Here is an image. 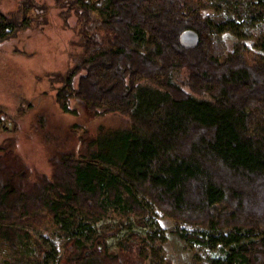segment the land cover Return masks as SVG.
Instances as JSON below:
<instances>
[{
	"label": "trees",
	"instance_id": "16d2710c",
	"mask_svg": "<svg viewBox=\"0 0 264 264\" xmlns=\"http://www.w3.org/2000/svg\"><path fill=\"white\" fill-rule=\"evenodd\" d=\"M31 3L23 2L20 16L0 11V42L23 26ZM54 3L64 24L75 16L81 48L77 62L56 74L57 107L75 115L69 102L77 99L93 115L117 113L125 124L82 139L77 150L54 151L48 174L23 163L13 135L0 142V237L12 245L27 235L24 227L50 220L79 227L78 217L97 222L108 207L141 220L142 194L225 247L211 264H264V31L253 45L259 52L241 44L229 51L212 34L213 25L224 28L204 16V0ZM256 4L247 9L260 14ZM185 29L199 36L193 49L179 44ZM0 114L12 124L3 130L15 132ZM116 247L108 251L105 234L89 245L69 236L56 264H143L148 257L138 233Z\"/></svg>",
	"mask_w": 264,
	"mask_h": 264
},
{
	"label": "rangeland",
	"instance_id": "374dc122",
	"mask_svg": "<svg viewBox=\"0 0 264 264\" xmlns=\"http://www.w3.org/2000/svg\"><path fill=\"white\" fill-rule=\"evenodd\" d=\"M24 1L0 0V11L20 16ZM29 1L32 6L23 26L0 42V109L16 124L15 132L4 131L3 127L11 129L12 124L0 114V142L13 135L15 153L23 163L48 174L47 159L51 153L77 150L82 139L95 136L99 130L119 128L125 120L117 113L93 115L77 99L69 102L75 115L61 112L54 100L62 84L56 74L69 70L81 53L72 28L76 18L71 15L64 24L54 0ZM251 2L252 5L248 0H204V16L209 21H222L221 32H216L219 26H212L219 46L231 51L234 44H241L259 52L253 45L264 31V1ZM255 4L261 9L260 14L247 9ZM137 196L146 209L141 220L125 210L108 207L97 222L78 217L79 227L56 220L37 228L24 227L27 235L12 245L0 237V264H56L69 236L89 245L97 235L105 234L108 251L116 253L117 241L129 232L138 233L147 241L148 257L143 264H211L223 256L225 247L215 244L203 226L174 221L145 196ZM186 234L202 237L206 243L187 240ZM261 235L258 232L254 238Z\"/></svg>",
	"mask_w": 264,
	"mask_h": 264
},
{
	"label": "water",
	"instance_id": "95a60500",
	"mask_svg": "<svg viewBox=\"0 0 264 264\" xmlns=\"http://www.w3.org/2000/svg\"><path fill=\"white\" fill-rule=\"evenodd\" d=\"M178 41L182 48L193 49L199 44V36L195 31L185 29L180 32Z\"/></svg>",
	"mask_w": 264,
	"mask_h": 264
}]
</instances>
